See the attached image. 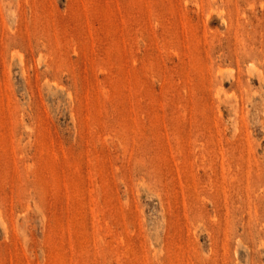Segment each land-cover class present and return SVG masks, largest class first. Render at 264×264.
<instances>
[{
	"label": "rangeland",
	"instance_id": "1",
	"mask_svg": "<svg viewBox=\"0 0 264 264\" xmlns=\"http://www.w3.org/2000/svg\"><path fill=\"white\" fill-rule=\"evenodd\" d=\"M0 264H264V0H0Z\"/></svg>",
	"mask_w": 264,
	"mask_h": 264
}]
</instances>
